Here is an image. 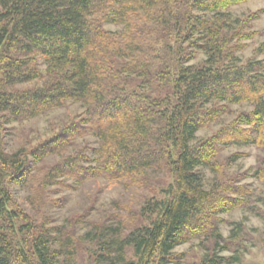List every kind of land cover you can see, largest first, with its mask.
I'll return each mask as SVG.
<instances>
[{
    "label": "trees",
    "instance_id": "trees-1",
    "mask_svg": "<svg viewBox=\"0 0 264 264\" xmlns=\"http://www.w3.org/2000/svg\"><path fill=\"white\" fill-rule=\"evenodd\" d=\"M243 1L0 0V118L21 122L67 101L84 106V117L62 125L31 151L35 161L64 151L77 137L97 139L93 158L85 151L65 156L41 181L81 182L101 175L122 180L169 159L174 182L163 199L146 201L141 209L146 218L155 217L110 241L104 253L109 263L177 264L176 246L200 236L212 212L237 205L235 198L222 200L204 189L197 169H218L220 145L254 143L264 151V41L256 49L261 58L224 64L242 48L238 41L256 34L245 30L248 18H238L235 27L224 24L223 10ZM103 23L121 30L108 31ZM198 51L205 53L204 62L189 64ZM34 80L41 84L15 88ZM212 100L221 104L204 106ZM244 101L252 110L213 137L194 142L195 133L228 104ZM11 157L0 153V264H57L61 255L71 258L72 236L60 227L23 239V246L12 237L22 213L12 208L8 183L30 188L39 181ZM218 200L222 207L211 209ZM26 218L21 230L30 228ZM55 238L59 245L53 249ZM127 246L136 261L125 260ZM223 260L206 259L207 264Z\"/></svg>",
    "mask_w": 264,
    "mask_h": 264
},
{
    "label": "rangeland",
    "instance_id": "rangeland-1",
    "mask_svg": "<svg viewBox=\"0 0 264 264\" xmlns=\"http://www.w3.org/2000/svg\"><path fill=\"white\" fill-rule=\"evenodd\" d=\"M223 13L226 27L238 26V18H248L245 30L256 33L252 38L238 41L243 43L242 48L235 50L232 58L226 59L224 64H243L261 58L256 49L264 41V0H245L231 5ZM102 26L111 32L121 30L115 24L103 23ZM205 58V53L198 51L188 63L201 64ZM37 63L44 71L42 61L39 59ZM136 82L142 89L149 90L145 84ZM39 84L40 80H34L18 84L15 88L24 89ZM216 104L221 103L212 100L204 106ZM250 110L252 105L247 101L228 104L226 112L195 133L194 142L213 137L241 113ZM84 113L81 103L67 101L62 107L21 122L0 118V153L19 159L21 167L30 169L31 177L39 181L29 185L30 188L8 183L12 208L22 213L12 237L23 246L26 244L23 239H30L49 226L62 228L72 236L74 253L71 258L65 255L57 257V264H111L104 255L106 245L124 237L135 227L149 223L155 215L149 219L142 215L143 204L163 199L168 186L174 182L169 159L160 167L146 168L122 180L101 175L81 182L70 177L56 178V184L41 181L46 171L65 156L85 151L87 157L93 158L90 150L97 146V139L92 134L75 138L62 152L46 155L37 161L31 156V151L51 138L62 125L84 117ZM215 161L216 170L197 169L201 183L204 189L222 200L237 199V205L221 211L222 206L217 203L219 200L215 201L211 209L220 210L212 212L201 235L173 249V253L181 259L177 264H207L206 259L213 256L223 257L222 264H264V174L260 171L264 168V151L254 143L220 145ZM236 189L243 190V194H236ZM22 218L30 223L29 229H20ZM52 235L58 238V232H52ZM57 238L50 244L53 249L59 245ZM124 251L125 260H137L131 247L127 246Z\"/></svg>",
    "mask_w": 264,
    "mask_h": 264
}]
</instances>
